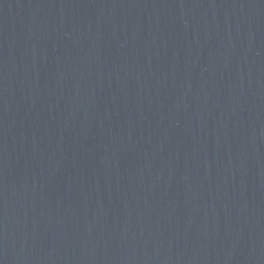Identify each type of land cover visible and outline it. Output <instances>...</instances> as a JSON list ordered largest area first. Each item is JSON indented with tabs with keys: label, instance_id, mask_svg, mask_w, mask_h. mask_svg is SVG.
Here are the masks:
<instances>
[{
	"label": "water",
	"instance_id": "water-1",
	"mask_svg": "<svg viewBox=\"0 0 264 264\" xmlns=\"http://www.w3.org/2000/svg\"><path fill=\"white\" fill-rule=\"evenodd\" d=\"M0 264H264V0H0Z\"/></svg>",
	"mask_w": 264,
	"mask_h": 264
}]
</instances>
